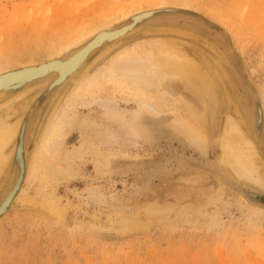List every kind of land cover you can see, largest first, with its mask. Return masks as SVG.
<instances>
[{"label": "rangeland", "instance_id": "obj_1", "mask_svg": "<svg viewBox=\"0 0 264 264\" xmlns=\"http://www.w3.org/2000/svg\"><path fill=\"white\" fill-rule=\"evenodd\" d=\"M137 1L142 2L137 7L139 12L152 9L148 15L117 19L104 30L121 35L133 24L138 27L149 21L119 39V45L135 50L147 41L169 39L204 66L218 62L222 75V66H231L236 77L225 78V89L233 109L239 111L238 115L232 114L243 117L244 131L256 141L260 155L256 160L262 171L264 157L257 135L250 131L249 120L246 122V112L255 111L256 105L264 111V0H161L168 5L162 8L156 7L157 0H0V14L4 13L0 15V46L4 48L0 56L16 49L20 56L13 67L36 62L28 70L42 69L49 58L66 57L100 36L93 33L67 47L77 32L68 34L72 23L80 28L92 26L95 18L116 5ZM176 9L195 12L215 27L190 15L155 19L160 13ZM159 29L167 32H156ZM119 50L108 60L123 52ZM107 62L95 67H105ZM25 69L16 72H27ZM94 73L92 69L91 76ZM111 79L94 83L85 92L81 89L86 84L82 85L69 97L70 83L59 98H54V105L69 99L68 103L75 102L83 114L88 113L82 106L84 101L94 99H114L122 107H136L133 91ZM53 94L52 90L43 91L42 98L24 114L29 133L25 141L27 156H34L37 167L29 175H22L8 203L6 197L19 170H12V180L9 174L0 178V264H264V204L248 200L217 176L187 163L194 160L195 165L210 166L224 178L228 179L224 174L233 176L241 187L264 194V189L238 179L222 161L225 119L215 128L208 125L209 147L204 155L173 126L181 108L162 103L160 118L164 122L159 140L132 146L127 156H106L111 148L102 145V153L93 152L88 141L100 143V139L89 138L90 131L78 127L68 131L61 144L53 146L41 139ZM94 106L100 108L98 102ZM261 137L264 140V120ZM48 138L53 139L54 133ZM81 146L85 149L73 151ZM114 148L122 149V145ZM67 150H72L69 157ZM50 162L60 167L58 174L46 171ZM125 216H135V224L123 228Z\"/></svg>", "mask_w": 264, "mask_h": 264}, {"label": "bare ground", "instance_id": "obj_2", "mask_svg": "<svg viewBox=\"0 0 264 264\" xmlns=\"http://www.w3.org/2000/svg\"><path fill=\"white\" fill-rule=\"evenodd\" d=\"M140 2H133L127 6L118 4L108 13L100 16L97 14L98 17L92 21L94 23L92 26L86 25L87 27L80 28L72 23L74 26H71L70 32L67 33L70 35L75 30L77 32L72 34L74 36H71L72 38H70L68 46L66 45L67 47L80 40H85L93 33L100 36L96 37L91 44L88 42V47L76 48L77 50L66 57L49 58L47 66L43 63L45 69L42 65L43 68L39 66L42 69L38 68L34 72L29 71L28 68L36 66V62L34 65L13 67L16 64L14 61L18 55L16 49L0 56V178L9 174L10 178H8L12 180L14 178L11 173L12 170H19L18 177L16 176L17 180L12 183V189L6 197L7 203L11 200V192L15 191L14 188L19 184L22 175L23 177L29 175L30 171L37 167L33 163L34 156L33 158L27 156L25 141L28 142L26 137L29 133L24 114L30 105L37 103L42 98L41 93L47 89L48 91H54V94L46 109V121L42 129L41 139H47V143L50 145L61 144L67 138L68 131L78 127L90 131L89 138L100 139V143L93 142L94 140L88 141L93 152L102 153L101 146L108 145L111 149L107 150L106 156L119 154L127 156L129 155L128 148L132 146L141 147L147 142L159 140L163 127V119L160 118L163 115L161 104L169 102L181 108L180 115L173 120V126L185 135L191 144L204 155L208 152L209 147L208 125L210 124L215 128L220 120L225 119V127H223L221 134L222 161L238 179H245L264 189V163L261 171L256 160H260L256 141L254 142L244 131L242 127L243 117L241 115V118L233 116V112L238 115L239 111L233 109V104L228 98L227 89H225V78L234 79L236 77V73L231 66L223 65L224 74L222 75V69L220 70L218 62L212 61L211 64L208 63L204 66L188 55L179 44L173 43L169 39L157 38L147 41L144 45H137L135 50L121 47L119 45L121 38L136 30L134 24L129 28V32L121 35L113 36V32L104 30L103 27L117 19L130 18L132 15V17H135L141 13H147L148 15V12L152 9L142 10V12L137 10V7L142 5V2ZM156 3L159 4L156 6L157 8L168 6L161 0H157ZM167 31L159 29L156 32L164 33ZM156 35L158 36L159 33ZM65 36L64 34V38ZM2 41L0 40V42ZM105 41L107 42L105 43ZM3 43L5 44V42ZM185 44L188 45L189 43ZM1 47L3 48V45L0 46V49ZM100 49L102 51L97 54ZM117 50H123V52L108 60V56ZM104 61L109 62L105 67H95ZM20 68H27V70L25 69L27 72H16ZM92 69L95 73L91 76ZM56 71L57 76H55ZM7 73L11 74L7 76ZM111 78L119 84L127 85L126 87L133 91L136 96L132 97V101L136 107L126 108L124 107L126 105L122 107L114 99H94L84 101L82 106L87 108L88 113L83 114L76 108L75 102L70 100V103H68L69 99L65 102L57 101L54 105V98H59L61 90L70 83L72 85L69 97L75 90L81 89L82 85L86 84L81 89L82 92H85L92 88V84ZM182 88H187L189 91L186 92ZM33 92H36V95L29 97L24 102H19L22 97ZM96 102L100 106L99 109L94 106ZM246 115V122L249 120L250 131L256 133L261 129L264 120L262 107L256 105L255 112L247 111ZM51 132L54 133L53 139L48 138ZM118 144L122 145V149L114 150L115 145ZM84 149L85 147L81 146L73 151L78 152ZM71 153L72 150H67L66 157H69ZM219 169L217 168L220 173H223ZM46 171L58 174L60 167L50 162L47 164ZM153 211L156 212L150 209V212ZM135 220V216L123 217V228L135 224Z\"/></svg>", "mask_w": 264, "mask_h": 264}, {"label": "water", "instance_id": "obj_3", "mask_svg": "<svg viewBox=\"0 0 264 264\" xmlns=\"http://www.w3.org/2000/svg\"><path fill=\"white\" fill-rule=\"evenodd\" d=\"M175 15H190V16H195V17H198L201 20H203L207 25L212 26V27H215L214 24L209 23L204 17H202V16H200V15H198L195 12H192V11H183V10H177L176 9V10H172L170 12L160 13V14H158V15L155 16V19H157V18H159L161 16H175ZM147 22H149V21H145V23H147ZM124 23H125V21H123L118 26H121ZM145 23H143V24H145ZM143 24H139L138 27L142 26ZM138 27H136V29H138ZM257 103H259V102L256 101V104ZM261 126H262L261 129L258 130V131H256L255 134L258 137V141L260 143V148H261L262 156L264 157V140L261 137L262 130H263V123H262ZM193 162H196V161H194V160L190 161L189 160V162H187L188 163V166H190L191 168H194V169L202 170L204 172H208L210 174H213L214 176H217L222 182H224L225 184H227L228 186H230L231 188H233L234 190H236L239 194L243 195L248 200H250L252 202H255V203H258V204H264L263 203L264 202V194L255 192V191H253L251 189H246L244 187H241L240 184L236 180L230 178L227 174H224V176L228 177V179L227 178H224L223 176L215 173L214 169L212 167H210V166H207L205 164H200V166H196V165L190 164V163H193Z\"/></svg>", "mask_w": 264, "mask_h": 264}]
</instances>
